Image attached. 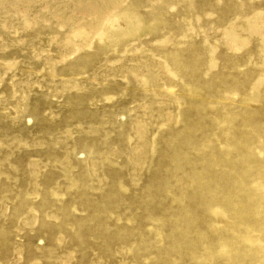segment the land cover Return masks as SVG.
<instances>
[{"label":"rangeland","instance_id":"374dc122","mask_svg":"<svg viewBox=\"0 0 264 264\" xmlns=\"http://www.w3.org/2000/svg\"><path fill=\"white\" fill-rule=\"evenodd\" d=\"M0 264H264V0H0Z\"/></svg>","mask_w":264,"mask_h":264}]
</instances>
